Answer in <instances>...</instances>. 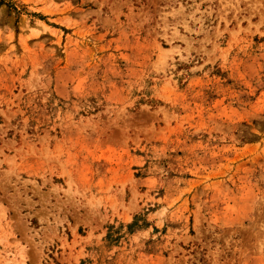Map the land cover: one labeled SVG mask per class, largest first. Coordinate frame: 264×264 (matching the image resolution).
Returning a JSON list of instances; mask_svg holds the SVG:
<instances>
[{
    "label": "rangeland",
    "instance_id": "rangeland-1",
    "mask_svg": "<svg viewBox=\"0 0 264 264\" xmlns=\"http://www.w3.org/2000/svg\"><path fill=\"white\" fill-rule=\"evenodd\" d=\"M0 264H264V0H0Z\"/></svg>",
    "mask_w": 264,
    "mask_h": 264
}]
</instances>
